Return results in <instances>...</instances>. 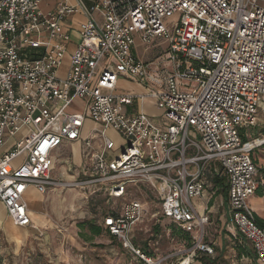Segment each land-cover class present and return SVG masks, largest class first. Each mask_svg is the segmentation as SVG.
<instances>
[{"label": "built area", "instance_id": "2783aa9c", "mask_svg": "<svg viewBox=\"0 0 264 264\" xmlns=\"http://www.w3.org/2000/svg\"><path fill=\"white\" fill-rule=\"evenodd\" d=\"M44 1L53 3L45 15ZM73 1L0 0V204L7 217L18 228L32 225L23 201L29 188L40 195L92 189L117 204L99 226L141 264H193L214 254L208 210L193 204L212 176L225 179L230 223L264 264V229L249 203L261 185L253 153L264 139H242L264 116V0ZM75 13L87 20L58 79L70 42L64 22ZM136 42L145 51L159 42L167 49L146 64L132 52ZM119 80L144 93H117ZM77 100L83 112L66 113ZM145 100L163 123L130 112ZM75 143L82 180L54 181L53 154ZM137 189L156 199L151 219L190 236L186 246L153 257L134 247L149 207L131 198Z\"/></svg>", "mask_w": 264, "mask_h": 264}, {"label": "rangeland", "instance_id": "374dc122", "mask_svg": "<svg viewBox=\"0 0 264 264\" xmlns=\"http://www.w3.org/2000/svg\"><path fill=\"white\" fill-rule=\"evenodd\" d=\"M52 7V2L44 1L39 5V10L45 15ZM157 44L151 50L146 51L144 46L133 47L132 52L139 59L152 61V55L158 57L162 52L165 53L167 49L165 42H159L158 47ZM68 54L67 51L58 70V79H64L66 76L71 56H68ZM121 90L124 91V87ZM84 106L82 101H74L66 110V113L83 112ZM147 106L151 107V110H148L147 113L144 112V114L159 121V123H163V114L153 104ZM20 136L21 134H17L16 140H19ZM109 137L115 139V135L111 132H109ZM244 137L246 141L250 142L264 139V116L258 118L255 127L245 131ZM258 150L263 151V156H261V152H257L254 157L256 162L258 164L260 162L262 165L264 161H259V159L260 157L264 159V149ZM66 153L76 158V152L67 149ZM22 159L23 156L17 158L12 166L20 163ZM75 162V167L82 165V161L77 163V158ZM56 193L62 195L64 192L57 191ZM61 195L54 196V200L63 199ZM130 196L132 199L146 202L149 206L147 219L133 233L135 247L142 249L143 242H146L145 244L148 245L153 254H164L181 249L184 244L180 242L177 235L172 236V231L176 229L161 218L151 219V215L157 210L154 195L146 189H137L132 191ZM64 197L66 199V195ZM27 201L29 202L28 198ZM66 203L73 204L72 213H70L69 208H65V213H62V216H57L53 211H50L48 215L52 220H50L49 226L39 229L36 233H30L31 231L22 232L24 239L16 243L2 241L0 246L1 264H138L137 258L130 251L122 248L116 241L111 240L105 232L99 237L92 238L86 232H83L82 235L78 228V225L84 221L99 224L104 212L114 210L117 207L115 202L107 201L106 197L93 193L92 189H80V194L77 197H70ZM59 204L56 202L54 205L59 207ZM154 219H157V222ZM156 227L158 229L154 231ZM217 232V230L210 232L215 240L225 235L223 231L220 234H217ZM212 257L215 260L214 264H241L228 251H226L224 257L220 256L218 248L217 253L215 252Z\"/></svg>", "mask_w": 264, "mask_h": 264}, {"label": "crops", "instance_id": "0c3cea01", "mask_svg": "<svg viewBox=\"0 0 264 264\" xmlns=\"http://www.w3.org/2000/svg\"><path fill=\"white\" fill-rule=\"evenodd\" d=\"M94 1L95 0H81L84 6H90ZM69 4L72 7H75L76 5L73 0H69ZM94 18L95 20H97L98 23H101V18L98 14H94ZM86 20L87 18L82 13H75L71 16H68V18L65 19L64 29L66 30V32H68V35L70 37V42L66 45V51H68L69 53L68 56L72 54L76 45L79 42L78 26L79 24L85 22ZM137 46H140L138 42H136L135 47ZM135 58L139 60L140 62L147 64V63L153 62L156 57L152 55V58H153L152 61L143 60L141 58L139 59L136 56ZM123 87H124V91L121 90V88ZM116 91L117 93L130 94V95H142L144 93V90L140 86H138L135 83L126 81V80L118 81ZM147 105H152V104L151 102H148L147 100H145L143 103H139L138 105L134 103L133 106L131 107L130 112L147 113L148 110H151V107ZM145 115L147 116V114ZM153 120L155 122H159V121H156L155 119ZM87 126L89 127L90 124H87ZM116 138H118L117 143L120 144L121 141L119 140V137L115 135V139ZM8 145L9 144H7L4 147V150L9 147ZM67 149H70L71 152L72 151L76 152L77 163H79V161L80 162L82 161L81 145L79 143L63 145L59 150H57L53 154V157L55 159V165L51 172V178L54 181L61 182V183H73V182L82 180L83 163L82 165L80 164L78 165V167H75L74 165L76 163L75 162L76 158H74L71 154H67L66 153ZM263 149L264 148H261V150ZM257 152H261L262 153L261 156H263V151L256 150L253 153V159L257 167V170H261V169H264V162L262 165L260 162L259 164L256 162L254 155ZM259 161H264V159L260 157ZM259 181L262 182V184L264 185V181L260 179ZM57 191H59L60 193H63V192L64 193L62 195L59 193L57 194L56 193ZM79 194H80V188L69 189V190L57 189L56 191H52V192L48 191L44 195H40L33 188H29L23 198V201L28 208V211L31 217V222H32V225H30L27 228L15 227L13 223L11 222V220L7 217L3 206L0 204V246L2 245V241L4 242L11 241L13 243L14 242L16 243V242L23 240L24 235H22L23 234L22 232L31 231L30 233H36L39 229L49 226L50 220H52V218L48 215V212L50 213V211H53V213L57 216L58 215L62 216V213H65V208H69V211H71L70 213H72L73 204L70 205L69 203H66V201H68L70 197L72 196L77 197ZM56 195H61L63 199L57 200V201L54 200V196ZM64 195H66V199ZM27 198L29 199L30 203L27 201ZM56 202L60 203L59 207L54 205ZM62 203H65V204H62ZM249 203H250L251 209L253 210L255 220L258 219V220L264 221V192L261 194L255 193L254 197L251 198ZM193 204L197 208V210L200 212L204 211L205 207L208 210L209 224L206 227L207 241L213 244L214 253L215 252L217 253V248H218L219 255L220 256L222 255V257H224V255L226 254V251H228V253L232 254L233 258H235L241 264H257L255 261L252 248L245 240H243L240 236H238L235 229L230 223L225 179H217V178H213L212 176H208V186L205 188V193L203 194L202 200H195ZM107 213H111V212L106 211L103 213V215ZM162 220L164 222L170 223L168 220H164V219ZM155 221L157 222V219H155ZM96 225L100 227L99 224H96ZM171 225L174 228L178 229L173 224ZM214 230L218 231L217 234H220V232L223 231L225 232V235L220 236L218 240L216 238L217 240L216 241L213 238V236L210 234V232ZM103 232L105 231L103 230ZM189 239H190V236H189ZM111 240L115 241L114 239H111ZM132 241L135 247L136 243L134 242V239ZM188 242L189 240L187 242L182 241L181 243L184 244L183 245L184 247L188 244ZM144 243L146 242H143V244ZM146 246H147L146 252L141 251V249L139 248H136V247L135 248L140 250L142 253L148 256H151V257L155 255H165L172 251H175V250H172L164 254H153L149 250V247L147 244ZM214 261L215 260L212 256L211 257L201 256L193 264H214ZM137 262L138 264H141L139 261Z\"/></svg>", "mask_w": 264, "mask_h": 264}, {"label": "trees", "instance_id": "16d2710c", "mask_svg": "<svg viewBox=\"0 0 264 264\" xmlns=\"http://www.w3.org/2000/svg\"><path fill=\"white\" fill-rule=\"evenodd\" d=\"M244 132L245 131H243V133ZM242 139H243V141H246L244 136H243ZM259 179L264 181V169L258 170V181H259ZM260 184L261 185L258 187V189L256 191V194H261V193L264 192V185L262 184V182H260ZM255 222H256V225L258 227L264 229V221L256 219ZM78 228L80 230V233H82V235H83V232H86L87 234H89V237H92V238L99 237V236H101L103 234V230L100 227H98L94 222H91V221L81 222L78 225ZM157 229H158V227H156L154 231H157ZM174 229H176V228H174ZM84 235H86V234H84ZM174 235L178 236L180 242H182V241L183 242H187L189 240V236L187 234H184L183 232H181L179 229H176V230L172 231V236H174ZM109 238L113 239L112 237H109ZM146 250H147V246L144 243L143 244V248L141 249V251L146 252Z\"/></svg>", "mask_w": 264, "mask_h": 264}]
</instances>
